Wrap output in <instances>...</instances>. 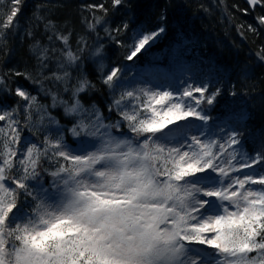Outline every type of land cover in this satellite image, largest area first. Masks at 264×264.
I'll list each match as a JSON object with an SVG mask.
<instances>
[{"label":"snow or ice","instance_id":"1","mask_svg":"<svg viewBox=\"0 0 264 264\" xmlns=\"http://www.w3.org/2000/svg\"><path fill=\"white\" fill-rule=\"evenodd\" d=\"M245 2L246 8L233 7L244 14L259 8L256 21L264 27V0ZM21 4L0 0L7 9L0 13V45L18 27ZM122 4L111 0L113 9ZM83 9L91 16L84 18L90 31L106 23L105 3ZM44 28L52 32L49 41L54 37L63 47L49 50L36 41L32 51L41 67L53 58L50 51L59 52L62 71L46 79L68 92L67 68L77 65L84 48L73 51L71 33L56 31L51 20ZM128 28L124 22L104 31L124 47L117 37ZM246 30L258 31L251 24ZM164 32L163 26L137 30L124 58L133 61ZM78 44L86 45L83 37ZM91 55L112 94L108 111L117 114L115 122L106 123L95 105L85 107L80 94L95 87L87 78L71 87L69 100L51 93L52 107H63L70 127L20 85L16 106L0 108V264H264V169L255 170L264 163V146L254 156L237 147L235 113L209 127L212 117L202 105H214L221 89L210 91L212 81L198 79L179 56L173 87L130 79L125 67L106 65L103 45ZM255 55L264 62V46ZM242 75L247 78L248 70ZM10 76L36 82L11 70L0 75V90L12 91ZM41 128L39 143L22 139L25 129L35 135Z\"/></svg>","mask_w":264,"mask_h":264},{"label":"trees","instance_id":"2","mask_svg":"<svg viewBox=\"0 0 264 264\" xmlns=\"http://www.w3.org/2000/svg\"><path fill=\"white\" fill-rule=\"evenodd\" d=\"M102 2L109 9L106 23L90 31L84 18L91 20V16L83 6ZM233 5L247 7L241 0H223L222 3L221 0H123V4L116 9L112 8L111 0H22L18 27L9 32L6 45H0V75L15 70L30 74L36 82L22 76H10L8 88L12 91L0 90V108L16 106L19 98L13 93L15 87L20 85L37 97L39 105L47 106V111L62 126L70 127L63 107H52L51 93L69 100L71 87L78 80L87 78L95 87L80 94L82 102L85 107L95 105L105 117V122L112 123L118 117L115 112L108 111L112 94L102 83L97 63L91 55L93 50L103 45L104 63L125 67V74L130 79L135 77L142 80L141 70L148 65L155 67L147 76L150 82L163 86L171 84L173 87L177 86L179 79L175 65V59L179 56L185 64L193 67L198 79L212 81L210 91L221 89L214 105H202L212 117L209 127L216 129L228 113H235L236 118L232 123L241 133V145L237 147L254 156L264 146V62L255 55L264 46V27H260L256 21V16L261 13L259 8L244 14ZM6 11V8L0 7V13ZM36 15L43 16L45 20L37 21ZM161 15L165 17L164 20L160 19ZM47 20L54 23L56 31L71 33L69 44L73 51L78 47L84 48L77 65L67 68L71 74L68 92L64 91L63 84L46 79L53 72L62 71L57 68V64L63 62L59 52L50 51L49 55L53 58L45 61L46 67H41L37 54L32 51L36 41H39L41 48L49 50L63 47L54 37L49 41L52 32L45 31L44 22ZM124 22L128 23L129 28L117 37L125 45L122 47L110 39L104 29ZM249 24L257 27L256 34L246 30ZM239 25H245V29L238 30ZM159 26L165 27V32L146 51L133 61L124 58L126 46L132 43V36L137 30L150 32ZM29 30L33 33L31 37L26 34ZM81 37L86 45L78 44ZM243 69L248 70L247 78L242 75ZM233 90L235 96L231 95ZM33 122L39 124V114L35 111ZM44 125H48L47 119ZM33 131L35 135L25 129L22 139L39 143L45 131L43 128ZM67 140L72 143L71 136H67ZM44 167H48L47 162ZM261 169H264V163L255 168L256 171ZM45 179L50 177L46 176Z\"/></svg>","mask_w":264,"mask_h":264},{"label":"rangeland","instance_id":"3","mask_svg":"<svg viewBox=\"0 0 264 264\" xmlns=\"http://www.w3.org/2000/svg\"><path fill=\"white\" fill-rule=\"evenodd\" d=\"M153 44V43H152ZM151 44V45H152ZM155 67L153 66H148V65H145L144 68L141 70V75H140V78L143 80V81H150V78H148V74L151 73L153 71ZM163 86V85H162ZM192 123L194 124H200L201 122L199 121H195V120H192ZM244 171H248V170H244ZM241 175H243V173H240Z\"/></svg>","mask_w":264,"mask_h":264},{"label":"water","instance_id":"4","mask_svg":"<svg viewBox=\"0 0 264 264\" xmlns=\"http://www.w3.org/2000/svg\"><path fill=\"white\" fill-rule=\"evenodd\" d=\"M241 1L248 7V5L246 4L245 0H241Z\"/></svg>","mask_w":264,"mask_h":264},{"label":"bare ground","instance_id":"5","mask_svg":"<svg viewBox=\"0 0 264 264\" xmlns=\"http://www.w3.org/2000/svg\"><path fill=\"white\" fill-rule=\"evenodd\" d=\"M250 12H253V11H250Z\"/></svg>","mask_w":264,"mask_h":264}]
</instances>
